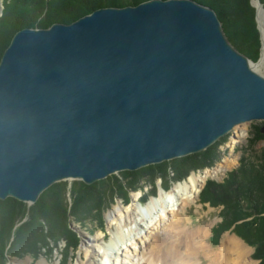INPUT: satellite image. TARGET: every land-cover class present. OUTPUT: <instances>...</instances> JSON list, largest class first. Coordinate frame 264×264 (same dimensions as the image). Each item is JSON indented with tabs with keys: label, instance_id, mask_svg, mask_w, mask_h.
I'll return each mask as SVG.
<instances>
[{
	"label": "water",
	"instance_id": "95a60500",
	"mask_svg": "<svg viewBox=\"0 0 264 264\" xmlns=\"http://www.w3.org/2000/svg\"><path fill=\"white\" fill-rule=\"evenodd\" d=\"M254 65L194 0L19 30L0 61V200L34 204L56 183L184 158L264 121Z\"/></svg>",
	"mask_w": 264,
	"mask_h": 264
},
{
	"label": "rangeland",
	"instance_id": "374dc122",
	"mask_svg": "<svg viewBox=\"0 0 264 264\" xmlns=\"http://www.w3.org/2000/svg\"><path fill=\"white\" fill-rule=\"evenodd\" d=\"M251 1L256 9L257 20V9L259 6L264 8V3L262 0ZM67 9L75 10L77 8L69 7ZM236 24L239 25L234 26V24L231 23V29L229 30H225L223 24L222 27L228 38H230L236 46L244 48L245 45H248L246 38L249 36V27H245L240 23ZM262 47L263 44L261 41L258 59H255L257 55L254 58L251 57L249 59L253 64H257V72L264 76V63H259ZM262 152H264V121H253L237 126L229 135L220 139L206 151L188 157L166 161L161 164L151 165L138 171H123L109 176L107 179L95 183L96 185L93 196L95 199L91 201L90 205H94L97 197L101 194L102 201L104 202V205H101V209L91 210V212L86 213L83 208H80L81 211L78 213L81 214V219H76L74 216L66 218L65 223L68 225V231H71L72 234L69 239H63L57 243L49 241V245L44 246L38 245V248L35 249V255L31 252H26V250H29L27 248L28 246L23 252L22 249L21 251L14 249V255H8L5 264H13L15 263V260L19 262L30 260V262L28 261L29 264H37L41 261L48 262L49 264H79L80 262L86 264L92 254V246L96 249V264H114L112 258L106 255L108 253L110 256L112 253H115L118 256L117 264H149L153 259V254L150 250L153 242H156V238L154 237L156 235L166 234L171 229L170 226L172 227L175 222L177 223V220L180 219H184L187 226L191 227L193 230H204L202 243L205 247L203 246L202 248H205V250L200 252V256H195L196 259L195 257L193 258L197 264H207V251L214 253L215 251L220 250L223 241L232 238L238 240L244 248L249 251L247 256V262L249 264H259V261L255 260L253 257L255 251L254 248L239 238L232 229L220 233L218 244L212 242L214 230L218 229L222 222V207L215 208L209 203H202L201 194L210 181L222 183L233 170L241 165L243 159L257 164L258 161H260ZM213 153L216 154L217 159L211 166H208V160H210ZM233 160H237V163L232 164L231 161ZM162 164H166V172H162L165 171V169L161 170L162 167H157ZM195 166L199 167V169L192 170V167ZM174 168H176V171ZM217 169H219V173L216 176L210 175L201 190L198 192L196 201L190 206L181 203L178 211L169 214H166L165 212L158 213L157 210L154 213H147L145 210L142 211L141 208L145 207L151 199L158 197L160 191L168 192L172 190L179 183L187 181L193 174L203 175L206 171L213 172ZM158 174H164V176H157ZM180 174L184 176L180 178ZM76 181L78 182V180ZM76 181H63L69 185L67 201L70 207L73 205V199L71 198L70 192ZM132 187H137V189L132 190ZM51 188L52 187H50V191ZM136 196L138 200H135V203H137L138 210L145 216L144 220L141 222V226L136 227L134 224L125 226L119 217L120 215H115L119 220L111 222L110 220L112 217L109 219L108 215L114 207L120 204L124 209H131L130 206L134 203L133 199H135L134 197ZM25 204L30 209L35 203ZM161 214L166 215L163 216ZM152 217H156L154 224L149 226L146 225L147 220ZM173 221L174 223L172 225ZM185 226L186 224L181 228H185ZM121 229L123 230L122 234L125 236L127 243L114 249L111 245H113V242L116 243L117 234ZM130 229H133V232H129ZM16 243H18L16 245H21L19 242ZM74 245L75 247H73ZM192 248H197L196 250L199 249V247H195L194 244ZM87 250H89L88 254ZM98 252L100 253L99 256ZM195 252L196 251H194V253ZM193 255L194 254H192V256ZM165 256L168 257L167 255L159 256V258L156 256L155 261L165 262ZM186 257L189 261L185 264L193 262L191 255Z\"/></svg>",
	"mask_w": 264,
	"mask_h": 264
},
{
	"label": "trees",
	"instance_id": "16d2710c",
	"mask_svg": "<svg viewBox=\"0 0 264 264\" xmlns=\"http://www.w3.org/2000/svg\"><path fill=\"white\" fill-rule=\"evenodd\" d=\"M145 1L148 0H3L4 10L0 17V61L12 38L21 29L49 28L54 23L69 24L102 7L136 6ZM194 1L212 8L225 30L231 29V23L234 26L239 25L236 23L248 26V45H245L247 48L236 46L226 36L239 52L248 58L257 55L255 59H258L261 37L257 28L256 9L251 0ZM69 7L77 9L69 10ZM211 156L208 166L217 159L216 154ZM157 167L165 169L162 172L167 170L166 164ZM196 169L199 167H192V170ZM183 176L179 175L180 178ZM95 185L87 186L82 181H76L70 192L73 199L71 207L67 201L69 185L66 182L51 186V191L50 188L46 190L30 209L25 203L13 198L0 200V264L6 263L8 255H14V249H22L23 252L28 248L26 252L35 255L38 245L69 239L72 234L65 223L67 217L81 219V214L78 213L80 208L86 213L102 208L104 202L101 194L96 203L90 205L95 199ZM136 189L137 187H132V190ZM201 202L209 203L215 208L222 207V222L214 230V244H218L220 233L232 229L239 238L254 248V259L259 264H264V152L257 164L243 159L241 165L222 183L210 181L201 194ZM16 242L21 245H16Z\"/></svg>",
	"mask_w": 264,
	"mask_h": 264
},
{
	"label": "bare ground",
	"instance_id": "6f19581e",
	"mask_svg": "<svg viewBox=\"0 0 264 264\" xmlns=\"http://www.w3.org/2000/svg\"><path fill=\"white\" fill-rule=\"evenodd\" d=\"M258 18L260 27L263 34V47H262V58L260 59L259 63H264V8L259 6L258 8ZM255 68L257 67V64L254 65ZM232 164H236L237 160L231 161ZM219 173V169L215 171H206L203 173V175L200 174H193L188 178L187 181H184L182 183H179L176 185L172 190L168 192L160 191V194L158 197H155L151 199L147 205L142 209V211L145 210L147 213H154L156 210L158 213L165 212L168 213H175L179 210V205L182 203L184 205H191L196 201V196L198 192L201 190L203 185L205 184L206 180L212 176H216ZM134 203L131 204V209L126 208L124 209L120 204L114 207V209L109 213L108 217L111 222L119 220L115 217V215H120L123 224L130 225L134 224L137 226H141V222L144 220L145 216L140 213L137 207V203H135V200H138L137 196L134 197ZM161 214V215H166ZM154 220H156V217H152L151 219L147 220L146 225H152L154 224ZM175 221V220H174ZM172 222V225L174 223ZM185 226V228H181L182 226ZM170 230L166 234L162 235H156L154 238H156V242L154 241L151 247L150 252L153 254V259L149 264H185L189 260H187L186 256H190L192 258L193 262H189L190 264H197L196 261H194V257L200 256V252L204 251L205 248H202L204 244L202 243V237H204V230L198 229L193 230L191 227L187 226V223L185 220H177V223L171 227ZM123 230H119L117 234V240L116 243L113 242V245H111L114 249H116L118 246H121L122 244H126L127 240L125 236L122 234ZM129 232H133V229H130ZM115 241V240H114ZM118 244V245H117ZM199 247L192 248V246ZM205 247V246H204ZM202 248V249H201ZM113 249V250H114ZM92 254L90 255V258L88 260V263L86 264H96L97 261V254L96 249L92 246ZM87 250V254H88ZM199 253V254H195ZM184 252V253H183ZM80 253V252H79ZM249 251H247L244 246L238 241L235 240V238L232 239H225L223 241V245L221 246L220 250L215 251L214 253L211 251H207L206 257L208 259L207 264H249L247 262V256ZM98 252V256H99ZM109 254V253H108ZM108 257L112 258V261L114 264L118 263V256L114 253ZM192 254H194L192 256ZM114 255V256H113ZM163 256L167 255L165 262H156L155 257L156 256ZM195 257V259H196ZM204 260V259H203ZM30 262V260H28ZM28 261H17L15 260V263L13 264H29ZM100 263V262H99ZM37 264H49L48 262L41 261ZM79 264H84V262H80ZM203 264V263H199Z\"/></svg>",
	"mask_w": 264,
	"mask_h": 264
}]
</instances>
